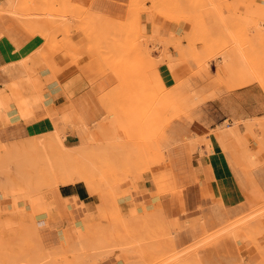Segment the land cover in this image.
Segmentation results:
<instances>
[{"label": "rangeland", "instance_id": "1", "mask_svg": "<svg viewBox=\"0 0 264 264\" xmlns=\"http://www.w3.org/2000/svg\"><path fill=\"white\" fill-rule=\"evenodd\" d=\"M66 1L9 0V5L0 8V36L11 28V19L20 33L44 39L40 57L48 67L52 68L57 55L68 58L70 64L86 57L100 73H111L117 81V88L101 99L102 122L93 126L80 145L70 147L101 153V166L94 173L101 199L95 198L96 205L82 204L88 217L82 219L84 209L74 216L64 206L70 203L64 200L62 205L53 195L55 182L44 176L43 162L58 151L48 143L49 136L58 135L64 142L66 122L55 123L54 131L38 135L35 145L24 142V149L19 146L26 138L0 137V264H27L31 259L33 264H90L91 253L104 249L109 255L98 264H167L178 253H182L178 264H248L246 248L255 251L252 264H264V211L259 212L264 194L256 187L264 192V115L233 123L216 121L206 135L185 141L187 158L182 163L172 161L162 136L172 116L206 123V102L234 87L256 83L264 96V0H237L230 5L227 0H191L187 8L172 11L162 2L128 0L123 20L89 13L78 3L82 0ZM143 13L148 19L155 14L195 19L196 32L190 40L182 35L184 46L182 42L172 46L176 62L186 66V89L166 90L156 74L158 63L150 53L156 50L157 32L149 37L144 34L140 26ZM98 16L101 19L96 20ZM73 32L82 33L83 39L70 43ZM150 42L154 44L148 49ZM161 43L163 48L170 45L166 40ZM28 61L19 63L24 67ZM256 69H262V76ZM29 84L46 99L31 69L16 83L0 86V95H5L0 101V127L8 124L10 105L27 122L28 110L21 112L17 101L25 91L20 88ZM213 144L226 156L244 201L224 207L202 190V202L192 212L197 215L190 214L187 191L198 183L191 156L200 145L209 150ZM144 184L146 191L140 190ZM154 198L156 205L151 203ZM79 223L92 226L88 238L80 243L73 232ZM66 243L73 245V252L60 248ZM124 245L131 247L122 249Z\"/></svg>", "mask_w": 264, "mask_h": 264}, {"label": "crops", "instance_id": "2", "mask_svg": "<svg viewBox=\"0 0 264 264\" xmlns=\"http://www.w3.org/2000/svg\"><path fill=\"white\" fill-rule=\"evenodd\" d=\"M5 1L9 0H1V3L4 4ZM70 1L73 0L66 2ZM227 1L230 5L231 1L237 0ZM78 3L89 13H96L111 20H123L128 0H82ZM145 6L148 8L149 3ZM238 6H241L240 3ZM9 23L11 28L0 36V86L16 83L29 74L31 69L40 79L46 99L43 94H37L31 84L22 87L23 89L19 87L25 91H21L22 95L18 98L17 106L21 112L28 110L29 119L25 122L18 110L10 105V111L6 114L8 124L0 127V137L17 139L38 136L54 131L55 123L60 126L64 121L66 122L64 142L68 147L80 145L85 138L89 137L93 126L102 122L105 117L101 99L117 88V81L111 73H100L93 61L87 60L86 57L75 64H70L68 58L57 55L52 59V68L48 67L40 57L44 39L39 35L33 37L24 35L18 31L14 21L10 19ZM188 23L187 21L175 22L158 14L153 15L151 19H148L144 13L140 15V26L144 34L149 37L154 30L157 32V39L154 41L158 44L156 50L151 51L150 57L158 63L157 74L164 88L169 91L177 92L186 89V86H183L186 66L178 64L174 48L170 45L163 48L161 41H170L171 34L181 37L183 33L189 31L190 23ZM81 39L83 35L80 32H73L69 37L72 44L78 43ZM181 42L184 46L185 41ZM153 44L154 42H150L148 49H151ZM27 58H29L27 65L22 67L19 62ZM53 66L57 67L56 70H53ZM177 77L180 81L176 80ZM201 88L210 89L211 87L202 86ZM212 88L215 87L212 86ZM4 97V94L0 95V101ZM206 105L209 113V120H206V123L197 119L188 121L178 115L177 119H173L164 126L163 146L172 155L173 162H185L187 158L184 154L185 141L206 135L216 121L233 123L264 115V96L256 83L234 87L230 92L207 101ZM48 114L51 115L50 118L47 117ZM225 137L223 135L220 138ZM227 162L226 156L215 144L211 145L209 150L200 145L192 153L190 163L198 183L190 186L187 191L185 201L190 214L193 208L202 202L200 199L202 190L224 207L231 208L244 201V194L236 183L231 166ZM256 187L261 194H264L258 186ZM146 189L145 184L140 187L142 191ZM53 195L61 201L62 205L65 204L64 200L66 203L68 201L69 206H64L74 216H79L83 212L82 204L96 205V197L91 196L90 189L82 183L60 186L54 190ZM219 205L217 204L218 207ZM84 212L82 219L88 217L85 209ZM192 214L197 215L196 212ZM244 250V257L250 260L248 264H252L255 260V251L252 248Z\"/></svg>", "mask_w": 264, "mask_h": 264}, {"label": "bare ground", "instance_id": "3", "mask_svg": "<svg viewBox=\"0 0 264 264\" xmlns=\"http://www.w3.org/2000/svg\"><path fill=\"white\" fill-rule=\"evenodd\" d=\"M57 1H66V0H57ZM191 0H161V1H157V0H154V2H156V4H160L162 2L163 6L166 8V9H169L170 11L172 10H179V9H183V8H187L188 7V3L190 2ZM9 5L8 2L5 1V3L1 4L0 5V8L3 7V6H7ZM97 15V14H96ZM100 18L96 19V20H99L101 19V16H98ZM97 18V17H96ZM103 18V17H102ZM170 20L172 21H175V22H180V21H187L189 22L191 25H192V28L189 32H186V33H183V39L184 40H187L189 41L190 38L193 36V34H195L196 32V21L193 17H189V16H170L169 17ZM107 20V19H106ZM108 21V20H107ZM170 41H167V44H170V46H175L177 47L176 45L179 44V42H181L180 38L171 34L170 35ZM180 45V44H179ZM169 46V47H170ZM181 47V46H180ZM177 48V49H181V48ZM184 51V50H183ZM185 53V52H184ZM94 55V54H93ZM189 55V54H188ZM143 56V55H142ZM243 57H245L244 55H242ZM191 57V56H190ZM100 58V57H99ZM98 58V59H99ZM194 59V57H191ZM139 59V58H138ZM141 59V58H140ZM139 59V60H140ZM224 62H226V59L225 58H222ZM102 61H105L104 59H102ZM147 61V60H146ZM106 62V61H105ZM103 63V62H102ZM108 63V62H107ZM105 63V64H107ZM23 64V63H22ZM157 64V63H156ZM156 64H154L153 67L156 66ZM21 65V64H20ZM104 65V63H103ZM110 65V64H108ZM106 66V68H110V66ZM153 65V64H152ZM167 65V64H166ZM251 65H258L257 63L255 64H252ZM149 67H151V64L149 65ZM152 67V68H153ZM157 67V66H156ZM105 68V67H104ZM156 68H154L155 70ZM153 70V69H152ZM259 70V71H258ZM109 71V70H108ZM254 71V70H253ZM252 71V72H253ZM257 73L260 72V75L262 76V69L260 71V69H256ZM112 72H116L115 70H112ZM155 72V71H154ZM154 72L152 71L153 75H154ZM113 73V74H114ZM151 73V72H150ZM157 74V73H156ZM260 75H258V77L260 78ZM256 76V75H254ZM256 77V78H258ZM262 78V77H261ZM155 79H158L159 81V78H154ZM157 81V82H158ZM164 101H162L163 103ZM165 103V102H164ZM163 103V104H164ZM167 105V102L165 103ZM173 119H177L175 116H172L170 121H172ZM38 136H32V137H27L26 138V141H21L20 142V146L21 149H24V144L27 143V144H30V145H35V141H36V138ZM41 136L39 135V138ZM21 140V139H20ZM60 140V137L58 135H51L49 136V139H48V143L50 144H54L56 147H57V150L54 155L45 160L43 162L44 164V167L42 168L44 170V176L45 178L49 179V180H52L55 182V188H58L60 186H66V185H72V184H76V183H82L84 184L85 186H87L90 191H92L93 193V196L94 197H97L98 200L101 199V189H100V186L98 185V183L96 182L95 180V176H94V173L96 171L99 170L100 166H101V163H100V157L99 156L101 155V153L99 152H94V151H91V150H86L80 146H78L77 149H71L70 147H68L66 145L65 142L63 141H59ZM25 142V143H24ZM21 149H19L21 151ZM223 150V149H222ZM102 160V159H101ZM228 163V162H227ZM40 165V164H39ZM39 167V166H38ZM40 168V167H39ZM154 181H155V178H154ZM157 183V181H155ZM154 182V183H155ZM159 193V192H158ZM156 195V194H155ZM10 197V196H9ZM155 197V196H154ZM66 199V198H65ZM151 203H153L154 205L158 204V200H156V198H154ZM260 206V205H259ZM21 208V207H19ZM86 209V208H85ZM264 211V206H262L261 209H259V212H262ZM256 212L258 211H255L253 212L251 215L252 216H255L256 215ZM264 213V212H262ZM258 215V214H257ZM192 220H196L194 218L191 219ZM186 221V220H185ZM184 224V223H183ZM187 225V224H186ZM94 229V228H93ZM92 231V226L90 224H76L74 225V232L75 234L77 235L78 239H79V243L81 241H84L86 238H88V232ZM209 238V237H208ZM208 238H206L208 240ZM210 238H212L210 236ZM205 240V239H204ZM205 240V241H207ZM202 241V240H201ZM200 241V242H201ZM204 242V241H203ZM129 244V243H128ZM126 244V245H128ZM123 245V244H121ZM198 245V244H197ZM200 246V244H199ZM3 247V246H1ZM120 247V246H119ZM124 248L122 249H126V248H129L131 247V245L129 247L127 246H123ZM134 247V245H133ZM198 247V246H197ZM60 248H62L63 250H68V249H72L71 251L73 252V245L72 246H69L67 243L65 244V246H60ZM59 248V249H60ZM137 248V247H136ZM194 248V247H193ZM1 249V248H0ZM99 249H104V246H101L99 247ZM121 249V247H120ZM2 250V249H1ZM62 250V251H63ZM95 250V249H93ZM98 250V249H96ZM106 249L102 250V252H94V254L91 253V256L93 257L92 261L90 264H98L99 262L105 260L106 257H108L109 255V252H105ZM128 250V249H127ZM138 250V249H137ZM189 250V249H188ZM61 251V249L59 250V252ZM99 251V250H98ZM130 251H133L132 249H130ZM1 252V251H0ZM19 252V251H18ZM140 252V251H139ZM22 253V252H21ZM56 253V252H55ZM54 253V254H55ZM67 253V252H66ZM195 253V252H194ZM57 254V253H56ZM53 255V254H52ZM59 255V254H58ZM180 255L182 256V253H178L174 256H172V258L170 259L171 261L167 260V264H178L177 262V258L180 257ZM41 256V255H40ZM43 257V256H41ZM27 259V257H26ZM68 260V259H67ZM66 260V261H67ZM8 262H11L12 261H9L7 260ZM27 264H33L35 261L34 260H26L25 261ZM49 262V261H48ZM51 262V261H50ZM48 263V264H52V263ZM54 262V261H53ZM70 262V261H69ZM17 263V262H16ZM55 264V263H53ZM57 264V263H56ZM64 264V262H63ZM82 264V263H80ZM120 264H125V263H120ZM127 264H130L127 263ZM132 264V262H131Z\"/></svg>", "mask_w": 264, "mask_h": 264}]
</instances>
